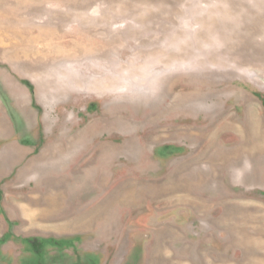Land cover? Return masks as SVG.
Wrapping results in <instances>:
<instances>
[{"label": "rangeland", "instance_id": "1", "mask_svg": "<svg viewBox=\"0 0 264 264\" xmlns=\"http://www.w3.org/2000/svg\"><path fill=\"white\" fill-rule=\"evenodd\" d=\"M0 239L264 264V0H0Z\"/></svg>", "mask_w": 264, "mask_h": 264}, {"label": "trees", "instance_id": "2", "mask_svg": "<svg viewBox=\"0 0 264 264\" xmlns=\"http://www.w3.org/2000/svg\"><path fill=\"white\" fill-rule=\"evenodd\" d=\"M1 240V239H0ZM26 242L31 246V248L36 252L38 257L44 255V248L47 245H53L58 247H65L72 245V240L66 239H56V238H41V237H28L25 238Z\"/></svg>", "mask_w": 264, "mask_h": 264}, {"label": "bare ground", "instance_id": "3", "mask_svg": "<svg viewBox=\"0 0 264 264\" xmlns=\"http://www.w3.org/2000/svg\"><path fill=\"white\" fill-rule=\"evenodd\" d=\"M24 208H25V207H24ZM24 208H23V209H24ZM32 216H33V214H32ZM33 217H34V216H33Z\"/></svg>", "mask_w": 264, "mask_h": 264}]
</instances>
